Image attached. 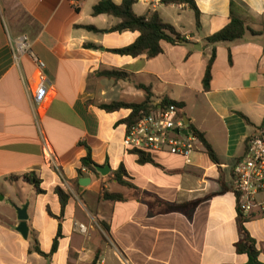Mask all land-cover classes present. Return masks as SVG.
<instances>
[{
    "label": "crops",
    "instance_id": "crops-1",
    "mask_svg": "<svg viewBox=\"0 0 264 264\" xmlns=\"http://www.w3.org/2000/svg\"><path fill=\"white\" fill-rule=\"evenodd\" d=\"M99 2L0 0V264H94L97 257L96 264H247L248 256L235 249L240 234L233 169L246 154L247 141L264 129V0H195L200 31L187 5L137 0V15L157 12L192 43L162 42L163 53L154 59L112 52L133 44L139 34L112 32L120 20L94 16ZM232 12L260 34L248 31L241 40L216 45L211 89L206 92L203 79L214 46L205 39L222 30ZM22 36L46 64L49 96L34 108L30 92L35 67L16 50ZM113 70L126 72L130 79L99 76ZM138 85L151 88L157 105L165 97L184 103L181 117L205 135L219 164L200 144L190 163L157 152L151 155L154 163L140 164L137 154L126 151L125 121L132 110L107 112L99 106L143 103L146 95ZM46 147L61 176L47 163ZM88 148L96 165L110 167L108 176L82 166ZM122 165L135 188L114 180ZM30 173L41 181V193L23 179ZM82 178L90 184L82 186ZM57 187L70 196L64 213ZM105 191L125 200L104 201ZM194 203L193 209L172 210ZM25 204L27 240L17 231L16 208ZM59 224L62 236L50 259L29 253L37 242L49 254ZM245 226L264 264V217L250 218Z\"/></svg>",
    "mask_w": 264,
    "mask_h": 264
},
{
    "label": "trees",
    "instance_id": "trees-1",
    "mask_svg": "<svg viewBox=\"0 0 264 264\" xmlns=\"http://www.w3.org/2000/svg\"><path fill=\"white\" fill-rule=\"evenodd\" d=\"M162 4L169 6V5H187L195 12L196 18V27L197 30L200 31L201 29V13L197 7L195 0H161ZM137 3V0H123L121 4H116L113 0H100V2L94 6L93 8V15H108L118 18L120 23L117 24L115 27L112 28V32H123V31H130L136 32L139 34L137 40L122 49L113 50L115 54H119L122 56H129V57H139L141 55H146L148 59H154L158 57L160 54L163 53L162 42H167L172 45H191V41H189L185 36L180 34L176 28L166 23L157 12L150 13L148 15L139 16L134 11V6ZM235 3L232 1L231 9H234ZM87 30L100 33L102 31L98 30L95 27L91 26H84ZM250 31L253 35H259L260 32L253 31L249 29L246 25L244 19L237 17L234 13H231L230 22L219 32L215 33L214 35L205 39V42L208 45H213V53L212 57L209 60L205 76L203 79V87L206 92L210 91L211 89V82L213 79V64L216 60V45L219 43L225 42H235L241 40L245 37L246 33ZM87 47H89L87 45ZM91 48H96L94 45H91ZM99 76L107 77L114 80H129L130 76L126 72L121 71H103L99 73ZM139 89L145 92L146 98L143 103L140 104H128L123 102H115L111 104H102L99 107L107 112H115L120 109H131L132 113L129 118L125 121L128 126L133 125L137 121H139L144 115L150 114L152 111L157 110L159 107L161 109H167L171 106L175 107L178 111L179 115H181V111L184 109V103L176 102L170 100L169 98L165 97L162 99L159 105L153 102V94L151 92V88L138 85ZM243 118L248 120L245 116L241 115ZM249 121V120H248ZM264 127V123H263ZM189 130L195 135L199 141V144L205 149L207 155L210 157L212 162L215 164H219V158L215 153L213 147L210 143L206 140L205 135L198 131L193 125L188 126ZM139 156V163L146 164V163H154L151 156L147 155L143 152L137 153ZM82 166L93 173L100 175L96 170L95 162L92 160L91 149L88 148L87 156L81 160ZM79 177L83 176L82 169L78 171ZM129 175L124 165H122L119 170L114 175V180L121 186L135 188L129 181ZM23 179L33 185L38 193H41L40 184L41 181L38 179L35 173L26 174ZM56 194L59 197L60 204H61V212L64 213V210L69 202L70 196L60 187L56 188ZM104 201H111V202H122L125 200L122 194L117 193H109L105 191L103 196L101 197ZM197 203L194 204H186L182 206H175L172 207L173 211H182L185 207H195ZM193 209V208H191ZM49 215L53 217L50 211ZM249 217L243 216L239 214L238 217V227H239V234L240 239L235 244V249L238 254H244L248 256L247 264H262L259 261L260 251L257 246V241L250 235L249 231L247 230L245 224L249 221ZM62 236V226L59 224L57 237L54 240L52 250L49 254L44 253L37 242H35L29 249V253H38L39 255L50 259L58 250L59 246V239ZM98 261V257L95 260L96 264Z\"/></svg>",
    "mask_w": 264,
    "mask_h": 264
},
{
    "label": "built area",
    "instance_id": "built-area-1",
    "mask_svg": "<svg viewBox=\"0 0 264 264\" xmlns=\"http://www.w3.org/2000/svg\"><path fill=\"white\" fill-rule=\"evenodd\" d=\"M16 50L17 54L27 55L35 67V84L30 92L34 108L44 103L49 96L46 64L35 54L27 36L17 39ZM15 58L18 60V56ZM185 129L189 130L175 107H159L128 126L123 147L128 152H143L150 156L157 152H167L181 156L190 163V157L196 152L199 141L191 131L187 135L181 134ZM44 156L49 166L61 176L50 147H46ZM232 193L239 214L249 218L264 217V129L247 141L246 154L233 169ZM80 230L84 232L85 227L81 226Z\"/></svg>",
    "mask_w": 264,
    "mask_h": 264
},
{
    "label": "water",
    "instance_id": "water-1",
    "mask_svg": "<svg viewBox=\"0 0 264 264\" xmlns=\"http://www.w3.org/2000/svg\"><path fill=\"white\" fill-rule=\"evenodd\" d=\"M196 48L198 50L201 49V47H199V46H196ZM184 122H185V125L188 127L189 121L187 120V118H184ZM176 132H179V131H176ZM189 133H190V130H188V129L181 131V134H184V135H187ZM96 170L103 177H106L111 173V169L108 165L103 166V167L102 166H96ZM79 182L82 186H88L90 184V179L82 178V179H80ZM27 210H28V204H25L20 208H16L18 220L20 221V224L17 227V231L21 234V236L25 240H27L29 237V227H28L29 216H28Z\"/></svg>",
    "mask_w": 264,
    "mask_h": 264
}]
</instances>
